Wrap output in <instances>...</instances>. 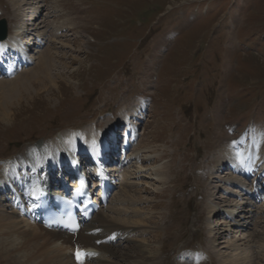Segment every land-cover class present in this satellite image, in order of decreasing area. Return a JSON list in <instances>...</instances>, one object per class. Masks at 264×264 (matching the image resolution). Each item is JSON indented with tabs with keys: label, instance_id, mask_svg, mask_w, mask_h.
<instances>
[{
	"label": "rangeland",
	"instance_id": "374dc122",
	"mask_svg": "<svg viewBox=\"0 0 264 264\" xmlns=\"http://www.w3.org/2000/svg\"><path fill=\"white\" fill-rule=\"evenodd\" d=\"M42 10L37 22L26 21L27 15L33 18L28 12L15 21L13 4L0 0V20L7 21L9 31L25 20L36 29L30 31L35 37L47 35L46 45L39 48L59 56L55 74L68 79L73 71L81 68V73L78 80L61 84L62 97L23 100L13 110L14 122L0 124V176L26 148L71 134L104 135L145 102L126 157L152 148L157 159L151 162L142 155L145 170L151 173L157 163L167 173L164 183L133 175V187L124 188L143 201L134 209L148 215L147 228L138 229L136 238L148 242L156 264H222L211 233L217 220H225L210 217L207 208L222 195L231 203L235 196L225 191L236 188L214 183L212 174L227 146L242 150L254 140L264 151V0H48ZM62 24L59 41L64 48L51 44L53 30ZM81 30L89 48L78 38ZM34 62L17 75L18 83L33 80ZM127 131L119 130L120 142ZM134 169L119 174L109 207L122 208V184ZM258 184L264 185V177ZM254 209L240 237L254 236L252 263L264 264V256L257 259L264 238V201ZM134 246L117 240L112 249L123 255Z\"/></svg>",
	"mask_w": 264,
	"mask_h": 264
},
{
	"label": "bare ground",
	"instance_id": "6f19581e",
	"mask_svg": "<svg viewBox=\"0 0 264 264\" xmlns=\"http://www.w3.org/2000/svg\"><path fill=\"white\" fill-rule=\"evenodd\" d=\"M9 1L17 10V12L15 11L17 13V18L14 17L16 18L15 21H18L20 15L25 16V12H28L31 16L33 15V18L30 19L27 15L26 21L35 18L34 21L36 22L40 18L39 15H42V9L47 7L48 2V0ZM180 1L181 3H187L190 0ZM26 24L29 25L27 29L28 34L25 35L23 40L20 38L22 30L20 24L21 27H18V25L16 27L15 25L14 30L10 31L9 37L5 41H0V58L5 59L3 63H6L7 66L6 73H2L1 76L7 78L13 77L10 81H0V124L3 122L12 124L14 122L16 115L13 110L20 107L23 100L28 102L35 101L41 99L43 95H47L49 99L56 97L57 94L62 97L61 84L68 83V79L72 81L78 80V75L81 73V68L73 71L68 79L62 74H55L54 69L56 66L54 64L57 57L59 59V56L52 52L51 49L44 51L39 48H43L46 45L45 38L47 35L33 37L34 35L30 33L32 30L30 29V22ZM64 29L65 25L62 24L59 29L53 30L52 45L58 43L61 48L66 47L62 43V40L59 41V38L64 37L61 35ZM32 31H36V29ZM77 35L78 38H81L82 45L85 48H89L88 35L83 30L77 32ZM36 42L38 43V51L36 50L38 57L34 59L32 52H28L27 46L33 45L34 48L37 44ZM35 60L38 62L37 69H34L35 71L33 70L32 73L33 80H28L27 85L24 84L25 82L18 83L21 80L17 77L20 74L19 72L25 67L26 69L30 68L35 63ZM24 71L22 72L23 74ZM15 78L17 79L15 80ZM138 105V109L126 113L117 124V127L109 128L110 130L104 135H98L94 132H90L88 135L77 133L68 135L64 139H57L50 144L34 145V147L26 148L21 155L15 157L12 160L13 164L11 163L12 165L8 170H6L8 167L6 165L7 167L4 171H6L9 180L17 187L21 195L27 198L28 205L24 208L25 217L27 218L25 219L21 217L16 210L17 208H15L17 204L20 206L19 201L14 200V205H10L0 192V262H4L5 264H79L75 255L79 250L93 254L84 259V264H156L157 255L152 251L148 242L136 238L138 229L147 228L145 224H147L148 215H144L139 209H134L137 206L133 207L135 204L143 201L141 199L134 200L131 193L125 190L133 187L134 182L131 183L133 179L143 178L144 180V178H152V180L158 183L166 181V166L154 163L151 166V173H148L143 166L146 159L142 155L148 157L151 162L156 161L157 158L151 155L153 152L151 151L152 148L142 147L133 157H126L131 147L132 139L130 140V137H137L135 132L136 123L134 124V122L139 121V113H143L146 110L145 102H140ZM125 127L128 128V135H126L128 137L126 138L128 144L126 150L123 149L125 152L123 161L119 162H122V165L125 167L124 169H135L133 174H126V178L124 177L125 180L122 184L123 197L120 200L118 199L119 201L117 200L120 202L122 208L113 209L109 207L112 202L108 203L107 207H103V209L94 215L91 221L84 225L78 235H69L41 226L38 223V216L34 211L32 200L29 198L33 197L35 206L39 205L37 194L33 196L32 192H38V187L43 186L41 189L42 193L40 194L42 195L41 198L45 197L48 189L44 188V185L48 186L51 183L53 189L57 188L53 179L54 171L58 166H61L65 162L67 164L72 163L69 165V168L73 169L75 164L72 162V158L75 154L92 151V146L97 145L99 150L101 147H106L111 143L117 146L119 142V130ZM253 142L252 145L247 144L242 150H236L232 146H227L225 150H221L220 157L217 160L219 165L212 174L214 183L225 182L229 187L236 188L235 191L231 189L225 191L235 196V199L231 203H227L222 195V197L215 199V204L209 205L207 208L210 217L219 219L218 217L221 216V219L225 220L224 222L217 220L216 225H213L211 233V238L218 246L217 252L221 253L222 264H253L250 251L254 247V236L250 240L240 237L242 231L250 226L249 220L256 213L254 207L251 206L254 204L259 205L264 201V185L260 186L258 184L264 177V151L261 150L263 146L258 147L253 145ZM89 154L91 155L89 158H93L94 160H100L101 158L99 151L89 152ZM105 156L108 158L110 156L109 152L105 153ZM113 157L114 155L108 159L109 164L105 170L97 172L99 177L97 195L95 194L97 199L109 196L114 191V188L118 186L117 180L121 176L119 174L127 173L128 171V169L127 171L124 169L119 171V166H115L117 161ZM131 165L132 167H130ZM224 174L225 176H222ZM133 175L134 178L132 179ZM64 176L67 180L71 177V175L66 174L62 176V179H65ZM250 178H253L257 182H250ZM225 179L226 181H224ZM90 181L91 179L87 178L85 184L86 182L90 183ZM107 186L110 187L105 189ZM2 187L6 186L3 184ZM215 189L220 190V192L224 191L223 188L215 187ZM70 191L71 187L64 185L58 193L62 194ZM234 192L239 193L236 195ZM55 193L56 191H52V194ZM252 194L256 196L258 201L257 203L255 201L251 202L248 205L249 199L247 198ZM104 211L107 214L109 212L110 215L102 216V212ZM96 218L99 219L97 222ZM30 220H34V223H30ZM255 227L254 225V229H256ZM117 239L124 240V242L129 244L134 243L133 250L131 249L130 252L119 255L117 250L112 249L113 243ZM259 251L257 259H262L264 256V238L259 244ZM134 257L135 259L132 260Z\"/></svg>",
	"mask_w": 264,
	"mask_h": 264
},
{
	"label": "water",
	"instance_id": "95a60500",
	"mask_svg": "<svg viewBox=\"0 0 264 264\" xmlns=\"http://www.w3.org/2000/svg\"><path fill=\"white\" fill-rule=\"evenodd\" d=\"M8 36L7 23L5 20L0 21V41H3Z\"/></svg>",
	"mask_w": 264,
	"mask_h": 264
},
{
	"label": "snow or ice",
	"instance_id": "6c2138e0",
	"mask_svg": "<svg viewBox=\"0 0 264 264\" xmlns=\"http://www.w3.org/2000/svg\"><path fill=\"white\" fill-rule=\"evenodd\" d=\"M79 192V189L77 190ZM35 191L32 192V195L35 196ZM76 258L79 262V264H84V259L87 257V256H90V255H93L91 253H86V252H83V251H77L76 252Z\"/></svg>",
	"mask_w": 264,
	"mask_h": 264
}]
</instances>
